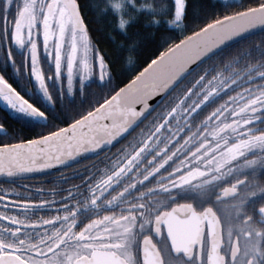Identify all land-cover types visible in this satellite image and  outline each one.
Segmentation results:
<instances>
[{"label": "snow or ice", "instance_id": "obj_1", "mask_svg": "<svg viewBox=\"0 0 264 264\" xmlns=\"http://www.w3.org/2000/svg\"><path fill=\"white\" fill-rule=\"evenodd\" d=\"M225 7L98 0L120 33L141 17L181 32L143 67L138 41H121L130 70L114 82L78 0H0V101L41 129L0 141V176L67 173L49 198L0 188V264H264V39L221 50L264 27V0ZM93 85L103 96L77 110Z\"/></svg>", "mask_w": 264, "mask_h": 264}, {"label": "trees", "instance_id": "obj_2", "mask_svg": "<svg viewBox=\"0 0 264 264\" xmlns=\"http://www.w3.org/2000/svg\"><path fill=\"white\" fill-rule=\"evenodd\" d=\"M78 2L81 5L82 15L88 24L93 43L105 53L109 61L113 62L114 82H120L122 80L126 82L125 78L128 76V71L130 70L124 63V54L119 47L121 41L127 42L129 39L138 41L136 45V62L139 67H143L149 59L158 54V50L162 48L165 39H177L181 36V32L174 29L172 26H161L155 29L151 27H142L143 17L140 18L137 24L129 28L127 34L120 33L114 30V17L110 14L102 15L100 13L97 8L98 0H78ZM248 3L249 0H189L190 12L195 10L201 13L206 12L213 16L216 14H225L226 10H231L226 9V5H232L235 8L239 5H246ZM183 34H187V30H185ZM260 39H264V32L241 40L222 51L227 53L242 44H254L255 41ZM121 73H123V75H121ZM184 82L186 81L182 83ZM103 94L104 90L97 89L95 85L86 87L84 95L76 97L75 107L77 110H80L81 107L86 109L90 101L100 99ZM72 114V112H69V115ZM0 122L4 123L9 131L8 137L0 135V141L13 142L15 139H18V123L14 117L11 118L0 113ZM40 131L41 129L39 127H37L35 131L28 129L20 138H30Z\"/></svg>", "mask_w": 264, "mask_h": 264}, {"label": "flooded vegetation", "instance_id": "obj_3", "mask_svg": "<svg viewBox=\"0 0 264 264\" xmlns=\"http://www.w3.org/2000/svg\"><path fill=\"white\" fill-rule=\"evenodd\" d=\"M13 51L15 53V57L17 61H20L22 59L20 55V49L13 48ZM26 51V50H24ZM40 55L43 59V50H42V44H41V50H40ZM3 54L0 53V70L3 69ZM45 70H48L47 64L42 65ZM6 78L9 80L10 83L13 84L14 87H17L18 91H21L22 94L26 95V98H31L36 100V97H33V94L31 92H26L25 89L30 86V81L27 73H23L22 76L17 77L13 74L12 69L9 67L6 72H4ZM76 100V99H75ZM68 102L67 99H65V104ZM0 113L6 116H9L11 118H15L17 123H18V139L22 136L23 133H26L28 129L36 130L37 127L33 125L32 123H29L24 117L20 116L18 113L10 110L4 102L0 101ZM143 126V125H141ZM139 129H137L138 131ZM124 141H121V144H123ZM88 160H91V158L82 161L81 163H87ZM61 174L66 175L67 173H63L62 170H60ZM57 181V172L44 175V176H39V177H34V178H29V179H24V180H18L10 183H0V188H8V187H13L16 186L17 190L22 193V195H27L29 192L32 193V196L35 198L37 196V189H42L43 192L41 193L43 198H49V193L48 190L51 189L54 185L59 187L56 183ZM21 185H29L30 187L25 189L22 188ZM66 187V185H64ZM2 194V193H0Z\"/></svg>", "mask_w": 264, "mask_h": 264}, {"label": "water", "instance_id": "obj_4", "mask_svg": "<svg viewBox=\"0 0 264 264\" xmlns=\"http://www.w3.org/2000/svg\"><path fill=\"white\" fill-rule=\"evenodd\" d=\"M261 32H264V27H260L257 26L253 29H250L249 31L243 33L241 36L235 37L230 41H227L225 45L221 46V50L226 49L227 47L241 41L244 40L246 38H249L253 35L259 34ZM155 99V98H153ZM150 103H152V101H150ZM161 103L160 101H157L156 103L153 104V108L155 109L157 107V104ZM89 158H92V154H85L84 159H82L80 162L87 160ZM61 169L57 168V169H49V170H43L40 172H33V173H28V174H24L22 177H12V178H8V177H4V176H0V183H10V182H14V181H18V180H24V179H29V178H34V177H39V176H44V175H48L54 172H58Z\"/></svg>", "mask_w": 264, "mask_h": 264}]
</instances>
